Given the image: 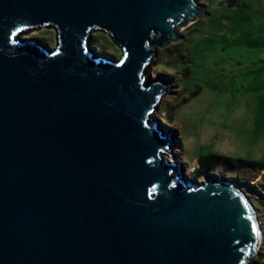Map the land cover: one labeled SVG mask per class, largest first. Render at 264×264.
I'll return each instance as SVG.
<instances>
[{
  "label": "water",
  "instance_id": "water-1",
  "mask_svg": "<svg viewBox=\"0 0 264 264\" xmlns=\"http://www.w3.org/2000/svg\"><path fill=\"white\" fill-rule=\"evenodd\" d=\"M196 0H0V264H251L255 207L193 182L154 113ZM53 28L55 47L22 37ZM94 30L121 52L97 54ZM167 157H166V156Z\"/></svg>",
  "mask_w": 264,
  "mask_h": 264
},
{
  "label": "rangeland",
  "instance_id": "rangeland-1",
  "mask_svg": "<svg viewBox=\"0 0 264 264\" xmlns=\"http://www.w3.org/2000/svg\"><path fill=\"white\" fill-rule=\"evenodd\" d=\"M203 8L181 36L158 47L150 75L170 81L154 113L166 132L173 129V158L193 182L227 179L255 207L261 239L251 264L264 256V0H196ZM97 54L119 59L121 52L100 31L90 33ZM22 37L55 47L53 28ZM231 159L197 169L198 157ZM244 161L258 163L247 164Z\"/></svg>",
  "mask_w": 264,
  "mask_h": 264
},
{
  "label": "trees",
  "instance_id": "trees-1",
  "mask_svg": "<svg viewBox=\"0 0 264 264\" xmlns=\"http://www.w3.org/2000/svg\"><path fill=\"white\" fill-rule=\"evenodd\" d=\"M92 46H93V44H92ZM197 161H198L197 169H203L206 167V165H208V164L212 165L216 162H222L226 166L229 164V161H231V159L229 157H226V156H220V155H216V154H208V155L198 157ZM243 163L258 165V163L251 162V161H244ZM260 169L261 170L264 169V165ZM257 263L258 264H264V256L262 257V260H258Z\"/></svg>",
  "mask_w": 264,
  "mask_h": 264
},
{
  "label": "bare ground",
  "instance_id": "bare-ground-1",
  "mask_svg": "<svg viewBox=\"0 0 264 264\" xmlns=\"http://www.w3.org/2000/svg\"><path fill=\"white\" fill-rule=\"evenodd\" d=\"M174 142V141H173ZM235 187H237L234 183H232ZM238 188V187H237Z\"/></svg>",
  "mask_w": 264,
  "mask_h": 264
}]
</instances>
